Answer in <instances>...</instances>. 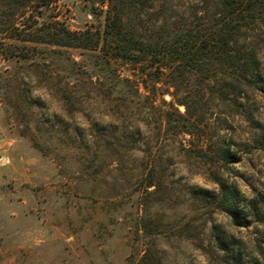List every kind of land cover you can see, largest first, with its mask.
<instances>
[{
  "label": "rangeland",
  "instance_id": "1",
  "mask_svg": "<svg viewBox=\"0 0 264 264\" xmlns=\"http://www.w3.org/2000/svg\"><path fill=\"white\" fill-rule=\"evenodd\" d=\"M220 1L140 29L168 38ZM109 6L0 0V264H264V0L239 5L233 56L48 42L56 19L103 35Z\"/></svg>",
  "mask_w": 264,
  "mask_h": 264
},
{
  "label": "trees",
  "instance_id": "2",
  "mask_svg": "<svg viewBox=\"0 0 264 264\" xmlns=\"http://www.w3.org/2000/svg\"><path fill=\"white\" fill-rule=\"evenodd\" d=\"M243 1L221 0L220 6L218 5L215 11L210 8L202 9L205 13L201 14L197 11L190 23H184L185 25L180 26L179 29L169 31L171 37L168 35V38L155 39L140 29L142 26H147L142 17L143 13L149 12L156 21H160L162 16L167 19L173 0H105L110 6L106 10L103 35L95 36L90 30L74 31L64 21L56 19L50 25L48 32L51 39L48 42L58 46L99 50L109 61L133 56L139 61L140 58L148 55L159 57L161 61L173 52L186 56L187 52L178 50L184 49V45H188L191 39L195 42V46L192 47H197L195 50L197 54L205 53L207 58H210L212 53H227L233 56L231 55L233 44L238 43L242 36L241 22L245 17L244 11L248 10L239 7ZM206 18L209 21L213 19V22L206 24ZM252 59L253 57L250 56L249 63L246 62L249 65L248 71H244L246 79H250V76L257 79L260 77L258 67L253 65ZM158 72L159 75L163 72L162 62L159 64Z\"/></svg>",
  "mask_w": 264,
  "mask_h": 264
}]
</instances>
